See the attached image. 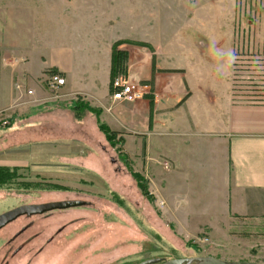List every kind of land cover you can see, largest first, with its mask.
I'll use <instances>...</instances> for the list:
<instances>
[{
    "label": "rangeland",
    "instance_id": "1",
    "mask_svg": "<svg viewBox=\"0 0 264 264\" xmlns=\"http://www.w3.org/2000/svg\"><path fill=\"white\" fill-rule=\"evenodd\" d=\"M62 1L0 0V62H53L62 48L76 49L80 62H94L100 48L105 54L112 42L127 41L134 43L120 47L128 54L127 73L118 77L140 86L151 126L157 91L164 99L190 94L185 103L157 113L161 135L148 141L113 131L121 142H108L80 127L49 124L57 117L71 121L57 114L43 129L50 137L71 132L70 141L8 137L5 148L7 140L0 139V166L20 174L0 187V215L23 205L80 203L22 216L2 228L0 264H163L194 256L264 264V221H232L216 203L218 194H186V136H177L198 122L186 113L190 101L198 107L220 94L241 103L264 101V0ZM157 62L184 68V84L182 75L151 76ZM10 69L0 67V94L11 91ZM157 73L165 78L160 88ZM31 81L37 87L39 80ZM15 108L1 112L10 116Z\"/></svg>",
    "mask_w": 264,
    "mask_h": 264
},
{
    "label": "crops",
    "instance_id": "2",
    "mask_svg": "<svg viewBox=\"0 0 264 264\" xmlns=\"http://www.w3.org/2000/svg\"><path fill=\"white\" fill-rule=\"evenodd\" d=\"M61 2L63 3L62 0ZM117 41L120 40L112 42L105 54L100 48L101 55L96 56L94 62L78 61L79 56L73 48H62L57 52V57L53 58V62H27L25 58L22 59L25 62H15L16 58L11 62H0L2 69L11 68V91L0 94V112L16 107L10 114L8 125H0V139L7 140L3 146L9 143L8 137L19 138L21 143L52 142L53 139L70 141L71 132L67 136L50 137L46 134L43 128L51 114L65 115L71 121L56 122L58 117H54L53 122L49 124L68 125L69 129L71 127L74 131H77L74 126L80 127L90 131L91 135L104 139L105 136L99 131L96 118L92 114H85L80 121L75 119L72 105L78 98L89 103L93 108L101 109V121L112 131L123 133V137L134 133L141 140L148 141L154 135H161L156 120L157 113L185 103L189 98V91L187 93L185 91V94L183 92L182 95L180 93L176 99L172 96L164 99L165 96L157 91L152 126L150 109L148 102L144 101L145 97L139 100L140 103L137 101L133 104L112 101L110 99L111 49ZM2 59L5 60L3 56ZM171 64L174 66L169 67L168 65ZM38 65L41 66L39 72L34 73L33 67ZM155 66V72L159 73L182 71L170 74L182 75L179 80L184 84V68L175 67L174 62H157ZM52 69L57 70L66 80L59 99L56 100L51 98L43 84ZM102 75L103 81H101ZM150 75L152 76V73ZM154 78L156 86L160 88L164 76L157 73ZM31 80H39L37 87L31 85ZM16 82L23 86L22 91L14 89ZM176 88L180 92L186 90V87L176 86ZM29 89L34 90L33 96L27 94ZM163 89L172 93L168 84L165 86L163 84ZM186 95H188L187 99ZM184 98L185 101L181 103ZM234 99L235 97L230 94L224 96L220 94V97H216L213 102L210 99L203 100L198 107H191L190 101L186 106V113L188 110L192 113V117L196 118L195 121H198L187 123L186 133H177V136H186V145L182 146V153L186 157V194H194L197 189L199 193L218 194L220 198L217 197L216 203L223 205L222 207L232 214L234 218L232 221L238 220L248 225H257L259 221H264V101L247 100L241 103ZM28 104L35 106L32 105L30 108ZM211 104H214L213 107L208 106ZM32 133L33 136L30 135ZM167 135L173 133L169 131Z\"/></svg>",
    "mask_w": 264,
    "mask_h": 264
},
{
    "label": "trees",
    "instance_id": "3",
    "mask_svg": "<svg viewBox=\"0 0 264 264\" xmlns=\"http://www.w3.org/2000/svg\"><path fill=\"white\" fill-rule=\"evenodd\" d=\"M126 44H134L132 42L127 41H117L112 46L111 53V69H110V94L112 93V84L118 75H123L127 73V64L129 61L128 54L126 51L121 50V46ZM156 69L152 67V74H154ZM169 73H181L182 71H167ZM49 74H58L57 70L52 69L48 72ZM189 95V94H188ZM186 95V99L188 98ZM185 98L181 101L183 103ZM150 107L153 110V104L150 103ZM72 109L74 111V116L77 121L83 119L84 115L89 113L92 114L96 118V122L98 125V129L101 133L104 134L108 142H121V137L118 133L113 132L105 123L101 121L102 110L93 108L89 103L83 102L80 98L77 99L76 102L73 103ZM151 124V118H150ZM20 177L19 168H10L7 166H0V187H7L8 185L14 184L15 179ZM58 189V188H56ZM62 189V188H60Z\"/></svg>",
    "mask_w": 264,
    "mask_h": 264
},
{
    "label": "built area",
    "instance_id": "4",
    "mask_svg": "<svg viewBox=\"0 0 264 264\" xmlns=\"http://www.w3.org/2000/svg\"><path fill=\"white\" fill-rule=\"evenodd\" d=\"M127 76H119L112 84V93L110 99L114 102H120L124 104H133L144 97L143 91L140 86L130 82ZM45 88L53 99H59V94L66 84L65 78L60 74H49L43 81ZM15 90L22 91L23 86L19 83L14 85ZM29 96L34 95V90L29 89L27 91ZM35 102V101H34ZM10 116L7 112H0V125L6 126L9 123ZM164 169H169V164L164 163Z\"/></svg>",
    "mask_w": 264,
    "mask_h": 264
},
{
    "label": "water",
    "instance_id": "5",
    "mask_svg": "<svg viewBox=\"0 0 264 264\" xmlns=\"http://www.w3.org/2000/svg\"><path fill=\"white\" fill-rule=\"evenodd\" d=\"M80 205L76 201H66V202H54L47 204L38 205H23L15 208L3 215H0V230L12 222L16 221L22 216H31L49 212L52 210L66 209L73 206ZM192 262H197L198 264H257V263H243V262H229L223 260H217L215 258H202V259H186V260H171L163 264H190ZM158 260H148L140 264H156Z\"/></svg>",
    "mask_w": 264,
    "mask_h": 264
},
{
    "label": "flooded vegetation",
    "instance_id": "6",
    "mask_svg": "<svg viewBox=\"0 0 264 264\" xmlns=\"http://www.w3.org/2000/svg\"><path fill=\"white\" fill-rule=\"evenodd\" d=\"M197 258H215V259H217V260H221V258H218V257H196V256H194V257H191V258H186V259H197ZM186 264V263H185ZM190 264H198L197 262H192V263H190Z\"/></svg>",
    "mask_w": 264,
    "mask_h": 264
}]
</instances>
